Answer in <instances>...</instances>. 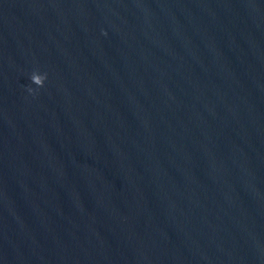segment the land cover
<instances>
[{
	"label": "water",
	"instance_id": "water-1",
	"mask_svg": "<svg viewBox=\"0 0 264 264\" xmlns=\"http://www.w3.org/2000/svg\"><path fill=\"white\" fill-rule=\"evenodd\" d=\"M0 264H264V0H0Z\"/></svg>",
	"mask_w": 264,
	"mask_h": 264
},
{
	"label": "clouds",
	"instance_id": "clouds-1",
	"mask_svg": "<svg viewBox=\"0 0 264 264\" xmlns=\"http://www.w3.org/2000/svg\"><path fill=\"white\" fill-rule=\"evenodd\" d=\"M47 79V73L44 74H38L36 72H34L31 76V81L32 83H34L35 85L39 86V87H43L45 84V81ZM30 92H35L36 89L33 88H29Z\"/></svg>",
	"mask_w": 264,
	"mask_h": 264
}]
</instances>
